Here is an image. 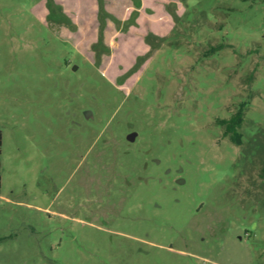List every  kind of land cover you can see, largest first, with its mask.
<instances>
[{
    "label": "rangeland",
    "instance_id": "rangeland-1",
    "mask_svg": "<svg viewBox=\"0 0 264 264\" xmlns=\"http://www.w3.org/2000/svg\"><path fill=\"white\" fill-rule=\"evenodd\" d=\"M102 5L0 0V264H264V0Z\"/></svg>",
    "mask_w": 264,
    "mask_h": 264
},
{
    "label": "trees",
    "instance_id": "trees-1",
    "mask_svg": "<svg viewBox=\"0 0 264 264\" xmlns=\"http://www.w3.org/2000/svg\"><path fill=\"white\" fill-rule=\"evenodd\" d=\"M99 4V12L103 13V5L102 0H97ZM49 7V15L50 16L53 13V9H51V4L48 3ZM100 28H103V22L100 23ZM101 40V38H100ZM221 46L216 47L215 49H220ZM244 105H241L228 119L225 120H219L218 124H220L223 127V135L224 137H228L229 140L234 143L235 145L241 144V135L239 133V129L243 123V117H244ZM1 144H2V135L0 132V154H1ZM262 177L264 179V167L262 172Z\"/></svg>",
    "mask_w": 264,
    "mask_h": 264
},
{
    "label": "water",
    "instance_id": "water-1",
    "mask_svg": "<svg viewBox=\"0 0 264 264\" xmlns=\"http://www.w3.org/2000/svg\"><path fill=\"white\" fill-rule=\"evenodd\" d=\"M134 137H135V134H131V135H129V136L127 137V139H128L129 141H133Z\"/></svg>",
    "mask_w": 264,
    "mask_h": 264
}]
</instances>
